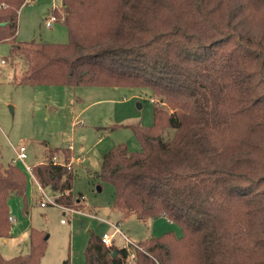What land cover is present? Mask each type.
Listing matches in <instances>:
<instances>
[{
    "label": "trees",
    "instance_id": "obj_1",
    "mask_svg": "<svg viewBox=\"0 0 264 264\" xmlns=\"http://www.w3.org/2000/svg\"><path fill=\"white\" fill-rule=\"evenodd\" d=\"M27 2L0 0V44L26 66L17 83L140 88L157 99L153 125L130 126L141 149L115 146L99 177L124 215L165 217L181 235L134 249L92 235L86 264H264V0H62L53 14L66 43L16 41ZM54 152L33 173L68 206L73 169ZM28 176L0 162V238L10 237L9 199H26ZM47 238L32 229L30 251H0V264H41Z\"/></svg>",
    "mask_w": 264,
    "mask_h": 264
},
{
    "label": "rangeland",
    "instance_id": "obj_2",
    "mask_svg": "<svg viewBox=\"0 0 264 264\" xmlns=\"http://www.w3.org/2000/svg\"><path fill=\"white\" fill-rule=\"evenodd\" d=\"M28 1L19 13L16 41L68 42L61 19L52 27L46 26L45 16L50 17L55 8L61 9L62 0ZM12 46L0 44V54L5 56V63H0V162L23 168L21 162H12L16 156L13 147L20 145L27 148L28 164L46 162L50 150H54V157L73 169V200L68 207L95 217L66 212L51 204L41 207L37 186L28 176L26 199L18 195L9 199L10 215L15 221L10 237L0 238L3 256L27 254L32 229L48 237L41 264H86L90 237L112 234V225L121 230L114 237L118 248L128 246L125 237L139 244L168 231L181 235L180 226L165 217L141 220L134 214L124 215L114 207V186L99 177L103 155L109 150L121 144L131 152L141 149L130 126L153 125L155 103L151 92L128 87L23 86L16 78L23 73L25 62L9 57ZM164 137L170 138L167 133ZM44 190L50 197L60 195L49 188Z\"/></svg>",
    "mask_w": 264,
    "mask_h": 264
},
{
    "label": "built area",
    "instance_id": "obj_3",
    "mask_svg": "<svg viewBox=\"0 0 264 264\" xmlns=\"http://www.w3.org/2000/svg\"><path fill=\"white\" fill-rule=\"evenodd\" d=\"M63 21V18L61 19ZM58 17L52 13V15L50 17H47V22H46V26L48 27H51L53 25V23L55 22H58ZM1 63L4 64L5 63V60H1ZM152 102H156L155 99H152ZM14 151H15V154H16V157L15 159L13 160V163H16L17 161L21 162L24 166V169L26 170V172L28 173V175L30 176V178L32 179V181L36 184L37 186V189H38V192H39V195L41 197V200H40V205L41 207H46L48 204H51V205H56L58 207H60L62 210L66 211V212H72V213H78V214H84L86 216H89V217H95V215H92V214H86L85 212H82V211H79V210H75V209H72L68 206H65V205H62L60 203H58L56 201V196H51L48 195L44 188L42 187V185L39 183V181L37 180L35 174L33 173V169L30 165L27 164L26 160L28 158V155H27V150H26V147L24 145H20L19 147H15L14 148ZM54 163L55 164H59L56 159L54 158L53 159ZM72 167H71V164H68V169L70 170ZM80 198L83 199V196H81ZM10 221L11 222H14L15 219L10 217ZM62 222H64V220H62ZM113 228H114V232L112 234H104L101 238L102 242L106 245V246H112L114 245V237L117 235V234H120L121 233V230L119 228L118 225H112ZM126 238V241L128 242V246L126 247H129V248H136L138 247V245L136 243H132L127 237Z\"/></svg>",
    "mask_w": 264,
    "mask_h": 264
},
{
    "label": "crops",
    "instance_id": "obj_4",
    "mask_svg": "<svg viewBox=\"0 0 264 264\" xmlns=\"http://www.w3.org/2000/svg\"><path fill=\"white\" fill-rule=\"evenodd\" d=\"M45 18H47V16H45ZM52 26H53V25H52ZM52 26H51V27H52ZM0 58H1V59H0V63H1V60H3V59L5 58V56H3V55L0 54ZM1 64H2V63H1ZM14 148H15V147H13V149H14ZM70 149H71V148H70ZM26 150H27V148H26ZM14 152H15V151H14ZM15 155H16V154H15ZM27 155H28V153H27ZM15 157H16V156H15ZM28 158H29V156H28ZM28 158H27V159H28ZM54 158L56 159V161H57L59 164H61V163L58 161V159H57L56 156H55ZM14 159H15V158H14ZM14 159H13V160H14ZM12 162H13V161H12ZM26 162H27V160H26ZM40 163H42V162H40ZM40 163H36V164H28V163H27V164L30 165L31 167H33V166L38 165V164H40ZM3 166H4V165H3Z\"/></svg>",
    "mask_w": 264,
    "mask_h": 264
},
{
    "label": "water",
    "instance_id": "obj_5",
    "mask_svg": "<svg viewBox=\"0 0 264 264\" xmlns=\"http://www.w3.org/2000/svg\"><path fill=\"white\" fill-rule=\"evenodd\" d=\"M4 24H5V23H2V25H4ZM87 225H88V223H85V227H86ZM117 254H118L117 251H114L112 255H113V256H116Z\"/></svg>",
    "mask_w": 264,
    "mask_h": 264
}]
</instances>
